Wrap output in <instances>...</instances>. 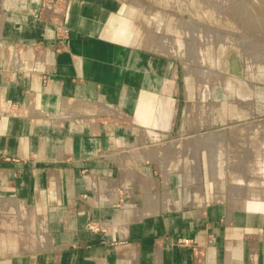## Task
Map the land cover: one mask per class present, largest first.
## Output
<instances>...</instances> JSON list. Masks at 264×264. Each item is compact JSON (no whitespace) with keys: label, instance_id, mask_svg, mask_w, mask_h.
Instances as JSON below:
<instances>
[{"label":"crops","instance_id":"obj_1","mask_svg":"<svg viewBox=\"0 0 264 264\" xmlns=\"http://www.w3.org/2000/svg\"><path fill=\"white\" fill-rule=\"evenodd\" d=\"M43 1L0 0V264H264V195L204 163L222 135L189 140L203 94L144 7Z\"/></svg>","mask_w":264,"mask_h":264},{"label":"rangeland","instance_id":"obj_2","mask_svg":"<svg viewBox=\"0 0 264 264\" xmlns=\"http://www.w3.org/2000/svg\"><path fill=\"white\" fill-rule=\"evenodd\" d=\"M125 1L144 7L146 39L172 52L196 98L203 94L209 121L203 137L189 140L222 135L207 145L204 163L222 183L226 177L230 195H264V0ZM187 148L199 163L201 151Z\"/></svg>","mask_w":264,"mask_h":264},{"label":"built area","instance_id":"obj_3","mask_svg":"<svg viewBox=\"0 0 264 264\" xmlns=\"http://www.w3.org/2000/svg\"><path fill=\"white\" fill-rule=\"evenodd\" d=\"M55 3L52 2V0H47V2H42V10L43 12H46L49 17L52 19V20H56L55 18V13L57 12V10L55 9V6H54ZM57 24L60 28V30L62 31L63 34H67V29L64 27V24H63V21L62 20H59L57 19ZM62 38H64V36H62ZM65 39V38H64ZM4 159V157H0V161ZM5 159H8V158H5ZM214 243V240H212L211 238H209L208 242H207V245H212ZM176 244L178 246H182V247H190V248H193L194 251H197V247L194 243V240L193 239H190V238H178L176 240Z\"/></svg>","mask_w":264,"mask_h":264},{"label":"water","instance_id":"obj_4","mask_svg":"<svg viewBox=\"0 0 264 264\" xmlns=\"http://www.w3.org/2000/svg\"><path fill=\"white\" fill-rule=\"evenodd\" d=\"M221 125H224V123H222Z\"/></svg>","mask_w":264,"mask_h":264},{"label":"bare ground","instance_id":"obj_5","mask_svg":"<svg viewBox=\"0 0 264 264\" xmlns=\"http://www.w3.org/2000/svg\"><path fill=\"white\" fill-rule=\"evenodd\" d=\"M159 160V159H158Z\"/></svg>","mask_w":264,"mask_h":264}]
</instances>
